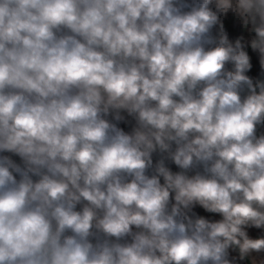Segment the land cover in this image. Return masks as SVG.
<instances>
[{
  "label": "clouds",
  "instance_id": "1",
  "mask_svg": "<svg viewBox=\"0 0 264 264\" xmlns=\"http://www.w3.org/2000/svg\"><path fill=\"white\" fill-rule=\"evenodd\" d=\"M0 264H264V0H0Z\"/></svg>",
  "mask_w": 264,
  "mask_h": 264
}]
</instances>
